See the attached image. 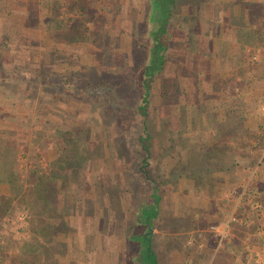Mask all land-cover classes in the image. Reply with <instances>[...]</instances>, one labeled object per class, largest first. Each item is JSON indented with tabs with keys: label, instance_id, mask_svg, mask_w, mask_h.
I'll use <instances>...</instances> for the list:
<instances>
[{
	"label": "rangeland",
	"instance_id": "1",
	"mask_svg": "<svg viewBox=\"0 0 264 264\" xmlns=\"http://www.w3.org/2000/svg\"><path fill=\"white\" fill-rule=\"evenodd\" d=\"M153 8L149 13L148 0H0L1 59L10 69L5 82L0 76V113L12 112L20 126L16 140L8 139L17 177L0 178V194L8 197L0 199V264H140L146 224L129 188L137 177L133 136L141 130L135 117L142 90L135 85L152 43L147 19L161 15ZM240 12L238 0L180 1L172 11L167 61L147 107L148 168L161 196L151 241L156 264H264V144L223 153L226 164L238 162L229 169L216 168V156L194 166L215 140V120L264 127V34L243 35L259 19L245 7L242 24ZM77 19L86 33L71 41L65 32ZM56 29L63 34L55 37ZM31 58V68L40 63L47 71L45 88L15 89L13 76ZM240 95L252 116L226 118L224 104L236 105ZM34 163L48 178L53 169L67 177L64 186L55 180L56 216L43 217L42 226L53 224L56 234L29 229L24 201L33 198ZM132 185L143 194V184ZM24 242L39 249L22 254Z\"/></svg>",
	"mask_w": 264,
	"mask_h": 264
},
{
	"label": "trees",
	"instance_id": "2",
	"mask_svg": "<svg viewBox=\"0 0 264 264\" xmlns=\"http://www.w3.org/2000/svg\"><path fill=\"white\" fill-rule=\"evenodd\" d=\"M180 1L186 2L188 0H154V6L150 3V0H148V12L150 13L151 7H155L153 9H156L157 12L161 15L159 17H155V19L152 17L153 20L149 19L148 21L147 19V22L149 24L148 34L151 37L152 43L149 48L148 56L145 59L144 64L141 66V71L139 72L138 76L139 78L136 80L137 85H135V88L141 87L140 89L142 90L140 91L141 93L139 97V102L136 107L137 116L135 117H141V121L139 123V125L141 126V130L139 133L135 132L133 136L135 138L136 144L134 149L136 156L133 170L135 169V171L137 172V177L135 181L131 179L132 183L131 187L129 188V191L132 194V197L133 195L135 196L134 192L138 193L136 197H133L135 200V206L137 205L135 214L137 215L139 221H142L143 224H146V229H143V232H141V236L143 237V240H145H142V242L145 244V254L142 259L138 260L140 264H146L145 259L149 260L151 264L157 263L156 254L153 250L151 241L153 236V220L158 215V202L161 198L159 192L160 187L148 168V165L150 163L149 159L152 154L151 137L153 135L147 125V107L150 100L151 83L153 82L155 76L164 70L165 62L167 61L168 54L166 52L167 48L165 47L166 37L164 36L166 35L165 33H168V24L172 11ZM205 1L208 2V0ZM238 2H240L241 6V12L238 15L240 23L244 22L241 20L244 19L243 17L245 15V7H248V15L250 14V16L252 17L250 18L251 20L257 21V19H259V26L255 27V29L251 27L247 28L243 35L249 37L250 39L251 37L262 38L264 31L260 29V26L264 28V0H260L259 2L255 0H238ZM77 3L78 2L76 1L75 6H77ZM79 9L82 13L83 18H85L87 9L85 8V5L82 2L80 3ZM247 18L249 19V16H247ZM156 20L157 23L155 26L154 22H156ZM153 23L154 25H152ZM82 24V19H77L76 22L73 23V25L70 27V29L65 32V36L71 41H77L80 38L84 37L86 32L80 28V25ZM252 24L254 23L252 22ZM227 31L230 32L235 30L231 27H228ZM242 31L243 28L237 29V33L239 32V34ZM60 34L62 35L63 33L59 32L58 29H56V31L53 33L55 37ZM240 48V50H243L244 45L241 44ZM51 49L50 52L55 50L54 48ZM2 52L3 51L0 48V76L2 75L1 81L3 83L5 82L3 76H6V72H8L9 75L10 69L5 67V65L3 64V60L1 59V55L3 54ZM30 62H35V60L31 58L28 62L29 64H26V66H24V69L20 73L14 72L16 73V75L13 76L12 80H14V82L16 81L15 86L13 85L15 89H18V85H20V83L24 85L21 87H24L25 89H31L32 92L36 91L37 88H45L44 81L47 77L46 69L40 63L38 64V67L31 68ZM52 74L56 75L57 73L53 72ZM17 81L19 82V84ZM163 87H165V82L162 84V88ZM54 88H57V85H55ZM94 88L97 87L95 86ZM162 91V95H164V93L166 92L164 91V89H162ZM163 97L165 98V95ZM242 99L243 97L240 95V97L237 99L238 103L231 107H228V105L224 104V115L226 118L239 117L240 119L244 120L252 116L253 110H251L250 108H241L244 105V103L241 102ZM213 119L215 120L216 118ZM217 121L215 120V123L217 125L216 129H218L215 130V140L213 142H210L208 146L203 148V155L200 156L199 160L194 163V166L198 170L203 168L205 161L204 159L210 162V159L213 160L211 157L214 156L218 158V162H216L215 165L216 168L229 169L232 166L236 165L238 162L232 161L229 164H226V162L222 158L223 153L225 155L231 149L238 151V153H244L248 151L247 146H251V148L256 149L260 145L264 144V127L260 124L258 125V127L260 128V132H256L248 127H244L241 129L228 128L226 126V123H224L225 121L223 123H219V120ZM18 127L20 128V126L15 121V116L12 112L4 111L0 113V178L7 177L9 181L11 180V182H13V177H17V175L15 174L17 162L12 145L14 143H11L10 140L8 141V139H13V141L16 140ZM248 138H252L254 140H250ZM229 141H235L236 143L233 144V146L229 143ZM73 149L74 150L72 155H77L75 146ZM68 155L71 157L70 152H68ZM56 164L61 165V161L59 160V163L56 161ZM30 172L33 177H36L37 181L34 182L31 186L33 198H31V200L29 201H24L26 208L30 209L31 211L29 229H31V232H33V230H35V228L37 227L36 231L43 232L44 234H56L58 232V229L53 224L49 223L46 225V227L42 226L44 224L43 217L45 215L44 213H46L47 211H49L50 213L49 217L56 216L57 205L55 204V199L60 189L55 185V180L57 178L60 179L62 186H64L67 177L64 176V173H61L57 169H53L48 178L47 176H45L46 174H44V172H39L38 167H36V163H34ZM195 172V170L192 172V176H195L197 179L201 178V176L196 175ZM45 177H47L51 182L54 183H52V185H49L48 180H46ZM132 184H137V188L139 184H143L145 186L143 194H141L140 188L136 189V187H133L134 185ZM20 190L21 186H17V194L20 193ZM17 194L16 196H19ZM0 199H2V204H5V202H7L8 200V197L7 195L0 194ZM139 246L140 244L138 242H133L131 245V250L136 247V254H139ZM38 247L39 246L34 247L30 243L28 244L27 242H24L22 245V248H24L22 254L25 252V250L35 251L36 249H39Z\"/></svg>",
	"mask_w": 264,
	"mask_h": 264
},
{
	"label": "crops",
	"instance_id": "3",
	"mask_svg": "<svg viewBox=\"0 0 264 264\" xmlns=\"http://www.w3.org/2000/svg\"><path fill=\"white\" fill-rule=\"evenodd\" d=\"M6 15V14H5ZM10 15H13V14H10ZM7 16V15H6ZM234 260V259H233ZM207 264H213L211 261L210 262H208ZM218 264V263H217ZM233 264H234V262H233Z\"/></svg>",
	"mask_w": 264,
	"mask_h": 264
}]
</instances>
